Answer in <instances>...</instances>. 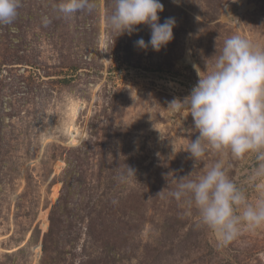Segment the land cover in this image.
Returning <instances> with one entry per match:
<instances>
[{
  "label": "rangeland",
  "instance_id": "374dc122",
  "mask_svg": "<svg viewBox=\"0 0 264 264\" xmlns=\"http://www.w3.org/2000/svg\"><path fill=\"white\" fill-rule=\"evenodd\" d=\"M55 2L21 0L0 26V264H264V227L220 247L196 208L168 195L222 160L257 202L256 154L210 150L195 164L191 114L168 105L227 38L264 46V0H161L160 22L176 25L158 52L134 45L147 25L109 29L114 0L59 18ZM126 164L136 178L121 183Z\"/></svg>",
  "mask_w": 264,
  "mask_h": 264
},
{
  "label": "clouds",
  "instance_id": "9594fccd",
  "mask_svg": "<svg viewBox=\"0 0 264 264\" xmlns=\"http://www.w3.org/2000/svg\"><path fill=\"white\" fill-rule=\"evenodd\" d=\"M20 6L21 0H0V26H12ZM95 8L96 0H57L52 5L56 18L80 12L90 14ZM163 11L161 0H114L106 23L116 36L131 35L139 31L138 25H147L150 39L146 42L139 38L134 45L158 52L173 40L176 25L174 17L160 22L159 13ZM52 21L49 15L41 18L44 27ZM198 76L180 104L174 99L168 105L173 110L186 107L193 119V129L199 133L185 149L190 158L196 164L210 150L230 152L237 160L255 153L261 163L253 177L264 178V46L232 35L215 55L211 70ZM189 175L179 178L176 190L168 195L194 206L200 223L215 234L220 247L231 244L243 230L251 232L264 227V187L259 189L257 202L250 203L245 192L227 175L222 160L196 179L187 178ZM133 177L136 178L135 170L126 164L118 179L127 183Z\"/></svg>",
  "mask_w": 264,
  "mask_h": 264
}]
</instances>
